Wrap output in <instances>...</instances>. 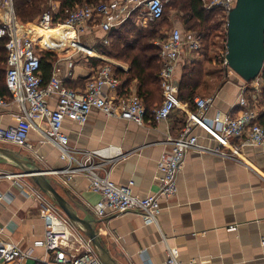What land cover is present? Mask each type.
<instances>
[{
  "label": "crops",
  "instance_id": "1",
  "mask_svg": "<svg viewBox=\"0 0 264 264\" xmlns=\"http://www.w3.org/2000/svg\"><path fill=\"white\" fill-rule=\"evenodd\" d=\"M175 26L184 33L192 31L180 22H176ZM120 28L105 33L98 24L95 25L80 38L85 47L95 50L94 53L90 56L73 54V50L69 49V53L63 51L60 55L53 54L50 60L52 71L55 67L59 68L66 85L81 89L88 77L105 64L99 55L129 67L128 63L108 53L112 50L115 33ZM106 37L110 39L107 44L104 42ZM225 41L223 53L227 50ZM202 55V51H199L182 56L176 72L178 85L183 66L193 61L201 62L205 74L197 89L198 96L215 98L208 115L212 117L218 110L237 114L241 110L238 100L244 79L229 69L222 76V68L214 64L205 65ZM123 79L124 83L127 77ZM138 88L139 80L134 78L126 87L124 96L138 94ZM4 95L9 93L5 91ZM247 95L254 103L255 92L250 89ZM56 102V98L51 99V106L55 107ZM262 108L261 115H264ZM19 113L18 104L9 99L7 105L0 106V126H15ZM186 117L182 109H176L165 120L156 121L147 116L145 124L139 125L109 117L103 111L94 109L83 124L66 119L63 131L69 136L74 149L94 153L93 161L99 164L101 175L110 172L111 179L124 186L134 181V193L147 196L158 188L159 159L163 152L170 150L168 137L180 135ZM37 121L46 125L41 117H37ZM197 132L205 134L201 129ZM30 140L33 150L1 141L0 146L32 158L50 172L62 170L66 166L58 149L43 142L36 130L31 131ZM205 143L212 147L218 146L215 141L205 140ZM76 155L79 158L83 156ZM16 166L20 168L16 162L0 153V173H3L1 170ZM48 177L79 215L95 221L102 242L118 264H164L169 248L185 262L264 264V153L259 148L246 147L235 158L190 151L178 175V193L160 201L162 211L158 225L146 223L138 212L110 211L108 216L98 217L91 205L100 199V195L91 188L84 173L76 174L69 181L66 176L57 173H49ZM23 183L26 186L22 188ZM24 188L39 189L32 180L0 177V240L15 242L26 250L33 249L36 259L28 264H47L46 250L35 245V241L44 236L42 210L35 199L27 196ZM38 224L43 226L41 232Z\"/></svg>",
  "mask_w": 264,
  "mask_h": 264
},
{
  "label": "built area",
  "instance_id": "2",
  "mask_svg": "<svg viewBox=\"0 0 264 264\" xmlns=\"http://www.w3.org/2000/svg\"><path fill=\"white\" fill-rule=\"evenodd\" d=\"M50 7L31 24H23L16 12L15 0H0V38L7 37L8 49L6 86L9 95L0 93V106L9 99L20 107L18 122L12 127L0 126V141L18 145L22 149L33 150L30 133L36 130L43 142L54 145L61 159L66 161L62 170L52 171L72 180L78 173H84L91 188L99 193L100 199L91 205L95 214L106 217L110 211L116 213L138 212L146 223L159 224L161 199L178 193V175L182 171L190 151L217 154L223 157H238L246 147L259 148L264 153V64L260 75L252 81L243 80L238 100L237 114L218 110L214 116L208 112L214 105L213 96H196V109L182 103L176 72L182 56L202 51V38L198 32L184 33L180 27H173L160 42L159 57L161 70L159 79L163 92V102L154 113L156 121L165 120L176 109L186 114V123L179 136H169L170 150L159 159L160 177L157 190L150 195L134 193L131 181L128 186L119 185L111 179L110 172L101 175L99 164L93 161L91 151H78L70 145L69 136L63 131L66 119L85 123L94 109L103 111L109 117H117L144 125L147 107L136 93L124 96L127 89L117 75L118 69L129 70L126 64L99 55L105 60L94 74L88 77L84 88L77 89L65 84L60 69L55 67L49 80L42 73V52L60 55L69 49L73 54L92 55L95 51L85 47L80 38L86 31L99 25L105 33L119 28L125 21L135 17L138 24L147 26L161 21L169 0H102L97 4H82L66 9V20L55 15L60 11V3L50 0ZM207 9H218L227 19L237 0H203ZM39 29L52 32L49 37ZM227 29V28H226ZM64 32L66 34H64ZM104 42H110L105 38ZM226 52L221 63L230 69ZM252 89L254 103L247 95ZM56 98L55 107L50 104ZM41 117L46 125L37 121ZM205 133L200 135L197 130ZM205 140L215 141L217 147L209 146ZM76 154H83L81 158ZM19 177L20 174L0 173V177ZM27 196L37 201L42 210L44 236L35 245L46 250L47 264H104L91 239L39 189H23ZM33 249H23L19 244L0 240V264H28ZM164 264H197L183 261L172 249ZM203 264V263H202Z\"/></svg>",
  "mask_w": 264,
  "mask_h": 264
},
{
  "label": "trees",
  "instance_id": "3",
  "mask_svg": "<svg viewBox=\"0 0 264 264\" xmlns=\"http://www.w3.org/2000/svg\"><path fill=\"white\" fill-rule=\"evenodd\" d=\"M57 1H60L61 7L59 13L55 15V22L58 18L62 21L66 20L68 16L65 12L66 9H72L82 4H97L102 0ZM48 6L49 0H15L16 12L20 20L27 23L36 21L48 9ZM168 7L173 9L179 7L177 9L179 13L186 12L187 28L192 31L196 30L198 34H201L203 45L205 39L211 38L214 31H217L223 20H225V15H222L212 23L217 14L216 10L205 8L203 0H169L165 7L163 19L167 14ZM149 26H140L136 18H129L120 26V30L116 31L111 45L112 50L108 53L113 58L129 64L128 71L118 69L117 75L123 81V78L127 77L124 82L125 88L130 85L131 80L134 78L139 80L138 95L144 99L147 116L154 118L153 110L162 104L164 98L159 79L161 70L159 46L153 42V39L157 38L158 35L157 31ZM7 43V37L0 38V93L3 95L5 91L8 92L5 82L8 58ZM41 55L42 73L44 79L49 80L52 74V62L50 60L54 55L48 51L42 52ZM204 74V65L201 62L193 61L183 66V75L179 83V97L182 103L192 110L196 109L195 97L198 96L197 89L203 81ZM262 94L264 97V87L262 88ZM262 118H264V115H262Z\"/></svg>",
  "mask_w": 264,
  "mask_h": 264
},
{
  "label": "water",
  "instance_id": "4",
  "mask_svg": "<svg viewBox=\"0 0 264 264\" xmlns=\"http://www.w3.org/2000/svg\"><path fill=\"white\" fill-rule=\"evenodd\" d=\"M226 46L229 67L245 81L255 80L264 64V0H237L228 16ZM0 153L16 162L22 169L19 174L29 176L84 231L104 264H118L102 242L95 221L74 210L71 202L49 179V170L11 148L0 146Z\"/></svg>",
  "mask_w": 264,
  "mask_h": 264
},
{
  "label": "rangeland",
  "instance_id": "5",
  "mask_svg": "<svg viewBox=\"0 0 264 264\" xmlns=\"http://www.w3.org/2000/svg\"><path fill=\"white\" fill-rule=\"evenodd\" d=\"M50 4H51V2L49 0L48 8L50 7ZM178 8L176 7L175 9H173L172 7H168L167 8V14L163 20L158 21V22H152L151 24L147 25V27L149 25H151L149 27H153V29H155L157 31L158 37L154 38L153 40H155L157 42L162 41L168 35L170 30L175 26L176 22H180V24H182L186 28L188 27L186 24V21H187L186 12L183 11L182 12L183 14L179 13L177 10ZM215 10H216L217 14L214 18V21H212V23H214L217 19H219L220 16L224 15V13L222 11H220L218 9H215ZM21 22L25 25H27L29 23V22L28 23L24 22L22 20H21ZM226 22H227V19L223 20V22L219 26L218 30L214 31L213 36L211 38H207V40L205 39L203 49H202L203 55L201 56L202 57L201 59L206 63L205 65H211V64L213 65L214 64L216 67L222 68V76H224V73H225L224 71L226 70L225 67L220 63L221 62V56H222V53L224 51L222 49V45H223V42L225 41L224 39L227 40ZM138 25H140V24H138ZM160 37H162V38H160ZM225 43H226V41H225ZM208 60H211V61L207 62ZM190 63H187V64H190ZM229 71H234V70L230 68ZM199 96H201V95H199ZM16 167L9 168L8 170H5V171L1 170V172L6 173V174L7 173L8 174H15V175L19 174L22 169H20L18 167L16 168ZM14 178L20 179L22 181H25V180L31 181V178L29 176H19V177H14ZM24 184L25 183L22 184V188L26 186V184L25 185ZM37 226H38V230L40 229L39 232H41L43 230V226H41L39 224ZM39 236H41V235H39Z\"/></svg>",
  "mask_w": 264,
  "mask_h": 264
},
{
  "label": "bare ground",
  "instance_id": "6",
  "mask_svg": "<svg viewBox=\"0 0 264 264\" xmlns=\"http://www.w3.org/2000/svg\"><path fill=\"white\" fill-rule=\"evenodd\" d=\"M40 31H43V33H45L47 36H49V37H51L52 36V33H55V32H52V31H50V30H46V29H39ZM64 34H66L65 32H64Z\"/></svg>",
  "mask_w": 264,
  "mask_h": 264
}]
</instances>
